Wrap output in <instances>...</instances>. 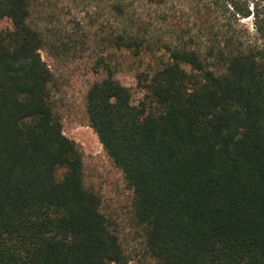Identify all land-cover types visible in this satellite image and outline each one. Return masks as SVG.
I'll return each instance as SVG.
<instances>
[{
  "label": "trees",
  "instance_id": "16d2710c",
  "mask_svg": "<svg viewBox=\"0 0 264 264\" xmlns=\"http://www.w3.org/2000/svg\"><path fill=\"white\" fill-rule=\"evenodd\" d=\"M39 1L0 0V264L130 260L85 186L41 54L93 46L103 62L108 49L162 60L137 75L139 101L111 69L86 97L88 124L133 189L148 255L264 264V0H76L88 22L70 28L35 21Z\"/></svg>",
  "mask_w": 264,
  "mask_h": 264
},
{
  "label": "rangeland",
  "instance_id": "374dc122",
  "mask_svg": "<svg viewBox=\"0 0 264 264\" xmlns=\"http://www.w3.org/2000/svg\"><path fill=\"white\" fill-rule=\"evenodd\" d=\"M62 7L64 10L60 9ZM83 8L76 0H62L59 4L54 0H40L33 7L32 15L44 28L57 23L70 28L75 25V21L85 26L88 18ZM54 12L59 14V18L51 21ZM243 22L251 31L254 30L252 15L243 19ZM11 27L9 19L1 22L2 31ZM98 47L93 46L96 50L69 56L53 55L47 48L41 50L43 59L53 72L54 111L62 121L64 133L81 147L85 186L100 197L101 210L119 233L129 255L128 264H158L148 255L143 228L135 219L133 189L128 185L123 171L104 149L95 130L88 124L86 97L90 86L106 77L111 69L117 79L131 88L134 101H139L143 94L137 83V75L153 70L162 60L149 55L134 57L126 50L108 49L104 52L103 62ZM64 173V168L58 169L59 178Z\"/></svg>",
  "mask_w": 264,
  "mask_h": 264
}]
</instances>
